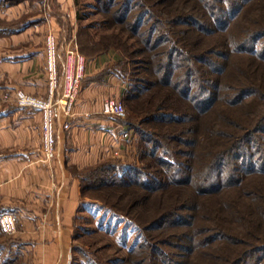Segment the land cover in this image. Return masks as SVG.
Here are the masks:
<instances>
[{
	"label": "trees",
	"instance_id": "trees-1",
	"mask_svg": "<svg viewBox=\"0 0 264 264\" xmlns=\"http://www.w3.org/2000/svg\"><path fill=\"white\" fill-rule=\"evenodd\" d=\"M94 1L74 0L78 50L117 52L145 162H99L113 201L88 234L113 239L73 232L70 264H264V0Z\"/></svg>",
	"mask_w": 264,
	"mask_h": 264
},
{
	"label": "crops",
	"instance_id": "crops-1",
	"mask_svg": "<svg viewBox=\"0 0 264 264\" xmlns=\"http://www.w3.org/2000/svg\"><path fill=\"white\" fill-rule=\"evenodd\" d=\"M74 0H0V214L16 219L0 230V264H70L74 217L81 199L77 172L111 157L122 134L120 120L101 112L123 81L111 70L115 51L85 56V71L69 115L57 110L56 152L40 151L42 115L17 105L15 91L57 99L65 49L77 45ZM56 41L49 58L47 37ZM65 124L68 126L65 127Z\"/></svg>",
	"mask_w": 264,
	"mask_h": 264
},
{
	"label": "rangeland",
	"instance_id": "rangeland-1",
	"mask_svg": "<svg viewBox=\"0 0 264 264\" xmlns=\"http://www.w3.org/2000/svg\"><path fill=\"white\" fill-rule=\"evenodd\" d=\"M81 2H85L87 5H91L90 7L84 9L87 12L90 11V9H92V6H95V1L94 0H80ZM93 12H90L92 14H90L87 18V21H93L95 19H99L100 14H97L96 12L94 13L95 10H92ZM78 48V46H77ZM79 51V50H78ZM80 52V51H79ZM81 53V52H80ZM84 57L86 56V54L81 53ZM129 67V66H128ZM120 69V68H119ZM128 73V70H127ZM129 77V74H128ZM124 84L122 85V89L120 90V94L117 97L118 100H120L123 105L125 106L126 109V115L120 119L121 125H119V129L120 131H122V134L119 135L118 138V143L116 145V150H113L111 157H106L100 161H98L95 164L89 165L83 169H81L80 171L77 172V176L79 178V182H80V187L81 185L85 188L83 190V192L81 193V199H80V206L82 208H86L85 211H80L78 216L75 219V228L73 230V232L75 234H78V238L76 239L75 243L82 248L83 251H89L90 253L93 252L94 247L95 246H102L103 244L108 242V239H113L112 237L108 236V235H103L106 238L100 237L99 235L94 237L91 234H88L95 229V222H97L96 218L94 217V214L98 215V219L99 217H103L101 215H106V211H104L102 209V207L106 206H111L112 204V199L110 197L107 196V198L105 197V191L107 190L106 187H102L100 188V184H101V179L102 180H107L109 175L111 174V171H99L95 172V168L98 166L99 162L101 161H107V162H111L112 164H118V160L129 163L130 165H136L137 167L142 165V161L145 162V160L143 159L142 161H139L138 157H139V152H138V140H139V133H138V127H140V124L138 123V121H141L144 119L143 117H139L140 114H136L134 116V118H129L128 114H129V101L127 100H122V96L123 92L125 90L126 86V82H123ZM114 117V116H113ZM116 118V117H115ZM118 119V118H117ZM130 120L131 123H133V125H135L134 127H131V125H127L124 124L125 120ZM147 126H143V128ZM142 128V127H141ZM107 164V163H105ZM134 174V173H133ZM100 176V177H99ZM102 177V178H101ZM98 187V188H97ZM106 218H109V215H106ZM110 220V219H109ZM113 222V221H112ZM116 225H118V229L116 231V234H114V237H120L121 236V231L123 229V224H119L118 222H113ZM115 224H112L111 227H114ZM125 228V227H124ZM128 231V235L132 237V231L131 230H127ZM97 232V231H96ZM99 233V232H97ZM74 234V235H75ZM103 234V233H102ZM96 242V244H92V242ZM73 243V241H72ZM100 248V247H99ZM111 250L108 249H104L101 251V253L103 254H99L101 256H104L105 254H108V252H110ZM105 253V254H104ZM71 256H72V251H71ZM74 258L76 260H78L79 262L81 261H85L86 257L84 258L82 252L80 253H76L74 254ZM71 260V259H70ZM77 261V262H78ZM71 262V261H70ZM15 264H18L15 263Z\"/></svg>",
	"mask_w": 264,
	"mask_h": 264
},
{
	"label": "built area",
	"instance_id": "built-area-1",
	"mask_svg": "<svg viewBox=\"0 0 264 264\" xmlns=\"http://www.w3.org/2000/svg\"><path fill=\"white\" fill-rule=\"evenodd\" d=\"M56 41L52 35L47 37L46 51L49 58L55 53ZM85 58L78 51L77 45H70L65 49L63 73L60 87V96L57 99H44L37 95L25 92L22 89L15 91L17 105L38 109L41 112V146L40 151L46 160L51 159L55 152L54 115L57 110L65 115L72 112L74 102L79 93L81 81L85 71ZM101 112L122 119L126 115L123 103L117 98L107 97L101 103ZM68 125L65 124V127ZM16 227L13 213L0 214V230L3 233H12Z\"/></svg>",
	"mask_w": 264,
	"mask_h": 264
}]
</instances>
